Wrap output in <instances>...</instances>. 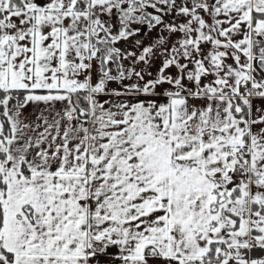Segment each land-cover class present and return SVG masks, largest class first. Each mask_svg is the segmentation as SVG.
<instances>
[{"label":"snow or ice","instance_id":"snow-or-ice-1","mask_svg":"<svg viewBox=\"0 0 264 264\" xmlns=\"http://www.w3.org/2000/svg\"><path fill=\"white\" fill-rule=\"evenodd\" d=\"M0 264H264V0H0Z\"/></svg>","mask_w":264,"mask_h":264}]
</instances>
